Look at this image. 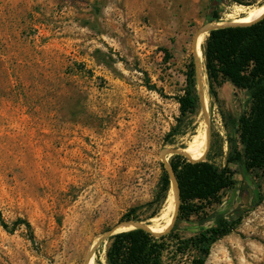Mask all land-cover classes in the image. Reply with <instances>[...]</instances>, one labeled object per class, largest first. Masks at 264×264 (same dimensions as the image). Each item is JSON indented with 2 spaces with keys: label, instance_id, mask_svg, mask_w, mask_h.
<instances>
[{
  "label": "rangeland",
  "instance_id": "374dc122",
  "mask_svg": "<svg viewBox=\"0 0 264 264\" xmlns=\"http://www.w3.org/2000/svg\"><path fill=\"white\" fill-rule=\"evenodd\" d=\"M215 1L0 0V212L10 227L27 220L34 235L32 243L23 227L0 226V264H83L91 253L106 264L110 238L126 224L170 226L172 186L157 201L162 165L174 156L162 159L165 151L184 152L203 130L201 160L224 164L211 142L221 139L227 153L221 114L239 117L247 96L225 84L215 103L192 47L209 27L230 25L238 6L264 0ZM190 64L198 108L182 119L177 98ZM235 180L210 221L174 223L190 238L219 216L239 220L205 264H264V174L239 171ZM195 257L189 249L164 264Z\"/></svg>",
  "mask_w": 264,
  "mask_h": 264
},
{
  "label": "trees",
  "instance_id": "16d2710c",
  "mask_svg": "<svg viewBox=\"0 0 264 264\" xmlns=\"http://www.w3.org/2000/svg\"><path fill=\"white\" fill-rule=\"evenodd\" d=\"M213 19H219L216 12H213ZM202 55L209 94L214 102L219 103L218 90L229 84L246 94L248 106L237 118L221 114L227 132L228 151L224 154L223 141L218 139L211 142L209 154L224 157L223 165L218 166L211 159L191 162L181 155L170 158L169 166L180 194L176 224L192 219L201 224L210 221L213 209L222 204L224 193L236 186L235 175L239 171L256 177L264 174V17L250 25L210 31L202 46ZM177 103L182 119L194 114L198 108L193 64L189 65L186 88L183 95L177 98ZM172 133L167 136L168 139L174 135ZM169 189L170 177L162 165L157 196L159 205L166 199ZM131 212L133 215L135 210ZM156 213L149 218L155 217ZM176 224L169 232L159 236L143 229L113 235L105 255L106 264H164L166 255L184 256L189 249L196 252L190 264H205L211 246L231 234L239 220L219 216L214 225L190 238L180 236ZM0 226L9 233L23 227L28 239L34 243L32 228L27 220L18 219L10 227L0 212Z\"/></svg>",
  "mask_w": 264,
  "mask_h": 264
},
{
  "label": "bare ground",
  "instance_id": "6f19581e",
  "mask_svg": "<svg viewBox=\"0 0 264 264\" xmlns=\"http://www.w3.org/2000/svg\"><path fill=\"white\" fill-rule=\"evenodd\" d=\"M236 12H237L238 17L234 18L233 21L231 22V24L252 23L264 15V5L260 6V7H241V6L239 7L238 6L236 8ZM230 17H228V18H230ZM224 25H226V24H224V23L222 24L219 22V24H216L213 26L216 27V26H224ZM209 28H211V27H209ZM205 35H206V33H204L201 36H198L193 43V47H192L193 54H194L195 58L198 60H200L203 56L202 55V46L204 43ZM199 74H200V84H201V86H203L205 83V79H204L203 75L201 74V71H199ZM205 98H206V100H208L207 97H205ZM206 146H207L206 134L203 132V130H201L196 136H194L192 142H190L189 146L184 150V153H186L187 156H190L196 160H201L204 157V154L206 152ZM174 209H175V196L173 194L169 198L167 211H165L166 215H168L170 212L172 213V211ZM163 215H165V213ZM158 226L159 225H157V224L154 226H148V229H156V228H158ZM132 229H134V225H132V224H129V225L126 224V226L121 227V231H129ZM154 233H156V232H154ZM80 256L82 258L83 254L82 255L80 254ZM94 259H95V255H93L91 253V254H89L88 257H86L83 264H94ZM101 261L103 262V259Z\"/></svg>",
  "mask_w": 264,
  "mask_h": 264
},
{
  "label": "water",
  "instance_id": "95a60500",
  "mask_svg": "<svg viewBox=\"0 0 264 264\" xmlns=\"http://www.w3.org/2000/svg\"><path fill=\"white\" fill-rule=\"evenodd\" d=\"M217 3H218V0L215 1V4H217ZM263 17H264V15L261 16L259 19H257L256 21H254V22H252V23H246V24H230V25H224V26H216V27H212V28L208 29V32H210V31H212V30H215V29H217V28H221V27H228V26H245V25H250V24H253V23H255V22L260 21ZM195 65H196V67H197V65H198V63H197V59H195ZM196 73H197V74H196V82H197L198 86L200 87L201 84H200V74H199V71H197ZM206 123L208 124V119H207V118H206ZM168 154L181 155V156H184V157L187 158L186 153H184L183 151H178V150H167V151H165V152L162 154V159H164ZM188 160L191 161V162L200 161V160H190V159H188ZM165 169H166V171H167L168 174H169V177H170V186H172V190H173V192H174V196H175V211H174V215H173V218H172V221H171L170 226L168 227V229L166 230V232H163V233H167V232H169V231L172 229V227H173V225H174V223H175V221H176V219H177L178 210H179V206H180V194H179V187H178V183H177V181H176V178H175V176H174V174H173V171H172V169L170 168V166H166V165H165ZM134 229H143V230H145V231H147V232H149V233H151V234H153V235H156V236H159V235L163 234V233H159V234L153 233V232H151L148 228H146V227H144V226H142V225H139V224H134ZM132 230H133V229H132ZM123 232H124V231H123ZM119 233H120V232H119Z\"/></svg>",
  "mask_w": 264,
  "mask_h": 264
}]
</instances>
